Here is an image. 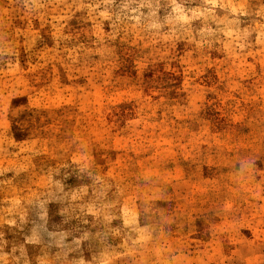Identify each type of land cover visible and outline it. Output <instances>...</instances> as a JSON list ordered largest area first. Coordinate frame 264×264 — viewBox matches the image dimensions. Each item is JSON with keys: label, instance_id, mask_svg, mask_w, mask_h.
<instances>
[{"label": "rangeland", "instance_id": "1", "mask_svg": "<svg viewBox=\"0 0 264 264\" xmlns=\"http://www.w3.org/2000/svg\"><path fill=\"white\" fill-rule=\"evenodd\" d=\"M0 264H264V0H0Z\"/></svg>", "mask_w": 264, "mask_h": 264}]
</instances>
